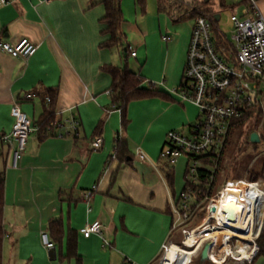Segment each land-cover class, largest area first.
Masks as SVG:
<instances>
[{
    "label": "crops",
    "instance_id": "obj_1",
    "mask_svg": "<svg viewBox=\"0 0 264 264\" xmlns=\"http://www.w3.org/2000/svg\"><path fill=\"white\" fill-rule=\"evenodd\" d=\"M102 1L9 0L0 7V42L27 39L37 47L28 60L0 51V139L12 130L14 101L36 129L18 169L12 168L10 148L0 142L8 236L4 264H154L174 236L168 191L176 192L180 177L174 166L170 186L169 169L158 156L169 132L185 129L197 118V107L178 94L194 19L170 23L169 15L157 8L159 24L151 30L143 24L148 18L144 15L148 11L154 16L156 8L151 12L147 0L145 11L137 0L122 1L125 46L137 55L126 57L123 51L125 61L140 66L139 73L131 72L141 77L143 87L152 84L166 96L149 99L160 126L135 139L136 109L144 100L130 103L124 128L122 112L113 106L111 78L103 71L105 66L118 67L113 55L118 49L101 47L106 39L101 34ZM253 2L264 16V0ZM166 36L169 41H164ZM158 52L164 54L161 65L154 58ZM51 94L56 96L54 123L43 130L45 98ZM73 120L80 121L78 134ZM97 138L103 146L95 151ZM118 138L127 143L123 160L113 158ZM140 148L147 162L137 159ZM93 186L97 190L87 202L85 195ZM96 221L104 226L103 238L110 247L98 235L83 236L82 230ZM55 222L62 224L60 237L51 229ZM43 233L49 234L54 249L44 247Z\"/></svg>",
    "mask_w": 264,
    "mask_h": 264
},
{
    "label": "built area",
    "instance_id": "obj_2",
    "mask_svg": "<svg viewBox=\"0 0 264 264\" xmlns=\"http://www.w3.org/2000/svg\"><path fill=\"white\" fill-rule=\"evenodd\" d=\"M7 4L9 0H0V7ZM244 15L247 18L230 14L231 39L219 29L220 21L202 16L194 19L178 94L183 101L197 107L198 121L185 128L187 131L169 132L160 156L161 161L171 167L181 160L186 161L184 187L179 193L169 190L168 203L172 232H177L181 238L176 245L195 252L189 264L200 258L206 245L209 246L208 262L212 264H253L264 233V180H232L221 189H217L216 181L235 122L255 108L264 113V16L253 1L251 10H246ZM215 30L222 40H217ZM164 41L169 38L164 37ZM220 41L224 42L225 49L219 50ZM0 51L28 60L35 55L37 47L23 39L16 44L0 42ZM131 57H137L133 50ZM31 98V95L26 96V99ZM11 115L12 130L3 135L0 142L10 148L12 168L18 169L28 140L36 129L22 112L19 101L13 102ZM80 126V121L73 120L72 129L76 134ZM258 136L259 142L264 144V137L260 133ZM102 146V138L92 144L95 151ZM115 154L116 151L113 158ZM259 156H264V148ZM136 157L141 162L148 161L141 149L137 150ZM96 190L93 186L87 192V202ZM104 231L102 223L96 221L84 228L82 234L85 238L98 235L102 237L103 246L110 247L103 238ZM41 241L47 250L54 249L48 233L41 235ZM168 244L162 247L161 264H166L172 245Z\"/></svg>",
    "mask_w": 264,
    "mask_h": 264
},
{
    "label": "trees",
    "instance_id": "obj_3",
    "mask_svg": "<svg viewBox=\"0 0 264 264\" xmlns=\"http://www.w3.org/2000/svg\"><path fill=\"white\" fill-rule=\"evenodd\" d=\"M209 2L210 0H206ZM221 2V8H223V4L225 0H219ZM138 6L145 11L146 2L145 0H137ZM165 3V5L163 4ZM167 3V6H166ZM101 5L105 9V16L101 20L102 31L101 34L104 38H106L101 47L104 49L112 50L118 49L124 51L126 57L131 56V50L129 46H125V35L122 32V25L124 23L123 13H122V0H103ZM158 8L161 13H167L169 17L176 22H183L187 20H193L197 17H206L208 19L213 20V11L211 9H206L202 13L198 14L195 11H191L189 13L181 14L175 6L171 4V0H158ZM204 14L210 15V17L205 16ZM177 18V19H176ZM217 31L215 30V33ZM217 40H222L221 37L216 33ZM219 50L225 49L224 42L218 43ZM127 61V60H126ZM103 71L107 73L112 81L110 93L113 100V106L116 110H120L122 112L123 117V125L124 128L128 126L127 120V109L130 103L142 101L146 99L152 98H166L165 95L156 91V87L152 84H149L147 88L143 87V80L136 73L131 72L127 66L125 68H119L115 66H105L103 67ZM49 99L48 106L44 109V114L42 116V124L41 128L45 130V128L50 124L54 123V106L56 96L54 94L47 95L45 100ZM254 123L253 129L251 131L247 130L248 125L250 123ZM261 124H264V113L260 108L252 109L244 118L240 121L235 122L233 128L229 135L228 143L236 136L237 139L241 140L242 137L246 142L242 143L241 150L249 144L251 141V135L253 133L258 134V129ZM247 131L245 135L243 131ZM252 143V142H251ZM253 145H257L252 143ZM116 154L115 158L119 160H123L128 156L127 151V143L118 138L116 141ZM168 167V183L170 186L173 185V167L166 164ZM223 171V164L220 165L218 175ZM250 181H256L258 179L264 178V159L261 169L257 173H252L249 177ZM218 179V176H217ZM217 181V180H216ZM4 187H5V178L4 174L0 173V264L3 263V244L6 236V232L4 229ZM51 229L54 230V233L57 237L61 236L62 233V224L60 222H55L51 224ZM49 235V234H48ZM50 237V236H49ZM51 239V238H50ZM52 241V240H51ZM54 243V242H53ZM260 251L255 259L257 261L259 258L264 257V233L259 241ZM195 261V260H194ZM194 261L191 264H195ZM254 261V262H255ZM196 264H212L211 262L201 263L200 259Z\"/></svg>",
    "mask_w": 264,
    "mask_h": 264
},
{
    "label": "rangeland",
    "instance_id": "obj_4",
    "mask_svg": "<svg viewBox=\"0 0 264 264\" xmlns=\"http://www.w3.org/2000/svg\"><path fill=\"white\" fill-rule=\"evenodd\" d=\"M123 1V0H122ZM252 1L253 0H247V1H241L238 3H234L231 0H225L223 4V8H221V2L219 0H210L207 2L206 0H171V4L173 7L177 8V10L181 14L189 13L191 11H195L198 14L202 13L204 10L211 9L213 11V17L219 16V29L223 32L226 33L229 39L232 38V30L231 27L229 26V17L230 14H236L240 18H247V16L244 15V12L246 10H251L252 8ZM256 1V0H255ZM147 3H151V12L155 9L157 10V0H147ZM165 5V3H163ZM167 6V3H166ZM150 8V6H149ZM153 8V10H152ZM127 15V14H126ZM132 15V14H131ZM144 15V14H143ZM148 18L143 24H146L151 30H153L155 27H158L159 20H158V13L157 11L155 12V15L153 16L152 14H149L148 11L144 16H147ZM207 17H210L208 14H204ZM168 22L173 23L172 19L168 16H165ZM163 16V18H165ZM135 20V19H134ZM164 20V19H163ZM192 20H187L186 23H191ZM215 21V19H214ZM163 23V21H162ZM138 25L140 24V21L138 20ZM167 37V36H166ZM114 59L116 63H118V67L127 68L130 71H136L139 73L141 71L140 66H138L135 61L132 59H129L128 62L125 61V55L123 54L122 50H114L113 51ZM155 60L159 62V64H162V61L164 59V54L162 52L156 53L154 56ZM185 67V66H184ZM183 78V77H182ZM153 103L149 101V99L144 100L143 104L138 108L137 111L138 114H135V118L139 119L137 122V126L135 128V139H138L140 136L143 134L149 133L150 129L152 127L156 128L160 126V122H155V117L157 114V108L155 105H152ZM140 115V117H139ZM199 115V111L197 110V118ZM197 118L193 120L191 126H194L197 124ZM130 121V119L128 120ZM136 121V120H135ZM134 121V124H135ZM154 123H153V122ZM254 123H250L248 125L247 130L251 131L253 129ZM185 131H187L185 129ZM258 132L264 137V124H261L260 128L258 129ZM247 131H243L242 135H245ZM166 142V137L164 140V143ZM246 142L245 139L239 140L235 137L231 140V143L229 141L225 153V160L223 164V171L218 175V187L217 189H221L228 181L232 180H239L242 178H247L250 180L248 177L252 173H257L260 171L261 166L263 164V159L264 156L260 157L259 154L262 152V149L264 148V144L259 142L257 145H253L251 141L249 142L248 145H246L242 150V143ZM139 144V141H135V146L137 147ZM135 147V148H136ZM142 151H144L142 148H140ZM136 150V149H135ZM135 155V153H134ZM161 153H159L158 158L160 159ZM182 164H177L175 166V169H177L178 176L180 177L178 185L175 186L176 191L179 193L183 187H184V176H185V171H186V161L182 160ZM164 164V161H162V166ZM155 165L158 167L159 163H155ZM172 169V168H171ZM264 180V178H262ZM173 236V235H172ZM171 241L169 242L168 246L170 244H176L178 243L181 238L180 234L177 232H174V236ZM164 258V253L162 252L160 257L156 260L154 264H161L162 260ZM180 264H186L188 259L181 257ZM200 258H195L194 263L196 264L197 261H199ZM178 264V263H177ZM254 264H264V257L259 258Z\"/></svg>",
    "mask_w": 264,
    "mask_h": 264
},
{
    "label": "bare ground",
    "instance_id": "obj_5",
    "mask_svg": "<svg viewBox=\"0 0 264 264\" xmlns=\"http://www.w3.org/2000/svg\"><path fill=\"white\" fill-rule=\"evenodd\" d=\"M194 253L195 252H192L190 250L180 248L176 244H172L171 247H169V250L166 255V264H180V261L182 259L181 257L187 258L188 261L186 264H189L191 257Z\"/></svg>",
    "mask_w": 264,
    "mask_h": 264
},
{
    "label": "water",
    "instance_id": "obj_6",
    "mask_svg": "<svg viewBox=\"0 0 264 264\" xmlns=\"http://www.w3.org/2000/svg\"><path fill=\"white\" fill-rule=\"evenodd\" d=\"M214 19H215L216 22H218L220 18H219V16H215ZM259 141H260V140H259V136H258V134L253 133V134L251 135V142H252V143H255V144H258ZM208 248H209V246L206 245L205 248H204V250L202 251V254H201V256H200V261H201V263L208 262Z\"/></svg>",
    "mask_w": 264,
    "mask_h": 264
}]
</instances>
